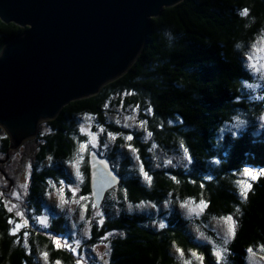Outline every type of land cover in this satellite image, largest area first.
<instances>
[{
    "label": "trees",
    "instance_id": "1",
    "mask_svg": "<svg viewBox=\"0 0 264 264\" xmlns=\"http://www.w3.org/2000/svg\"><path fill=\"white\" fill-rule=\"evenodd\" d=\"M245 9L247 15L241 16ZM23 30L0 21V50L5 39ZM263 32L264 0H182L164 8L151 19L147 42L122 76L96 95L66 105L55 119L39 124L33 137L39 145L27 206L39 213L46 188L51 189L50 183L59 177L66 178L63 163L77 156L83 158L81 192L88 197L84 209L90 214L94 203L87 158L94 150L109 160L120 179L106 192L100 207L94 208L102 209L106 218L100 227L92 224L86 239L90 245L100 237L117 235L111 240L106 264H183L182 259L193 252L203 257V264H218L215 245L220 240L207 227L211 219L224 222L228 216L235 221V235L225 244L224 262L247 264L249 248L264 261V176L251 182L247 199L236 188L244 168L264 169V92L246 91L252 83L246 69L247 46L263 41ZM86 117L91 118L86 119L91 124L89 142L81 150L78 146L83 142L77 141L83 135L77 127ZM129 120L135 122L127 127L121 122ZM42 126L48 134L40 133ZM0 133V157L8 160L16 149L2 128ZM181 143L188 148L191 163L186 158L169 163L167 157L183 150ZM141 163L151 177L150 184L141 173ZM117 199L133 208H125ZM185 200L196 205L203 200L207 207L186 216L174 211L165 217L164 227L162 223L155 227V208ZM4 203L0 197V264H39L44 252L48 262L76 264L52 238L66 231L64 209L47 228L27 226L12 235L9 221L14 215ZM191 215L198 218H188ZM26 216L30 218L31 212ZM81 262L91 264L83 258Z\"/></svg>",
    "mask_w": 264,
    "mask_h": 264
},
{
    "label": "water",
    "instance_id": "2",
    "mask_svg": "<svg viewBox=\"0 0 264 264\" xmlns=\"http://www.w3.org/2000/svg\"><path fill=\"white\" fill-rule=\"evenodd\" d=\"M182 0H0V21L21 29L0 50V128L11 148L37 134L66 105L122 76L147 42L150 21ZM96 208L119 176L91 150Z\"/></svg>",
    "mask_w": 264,
    "mask_h": 264
},
{
    "label": "rangeland",
    "instance_id": "3",
    "mask_svg": "<svg viewBox=\"0 0 264 264\" xmlns=\"http://www.w3.org/2000/svg\"><path fill=\"white\" fill-rule=\"evenodd\" d=\"M260 37L264 38V32L261 34ZM255 41L256 40H254L250 46H247L248 59L246 60V69L252 76L251 87H249L248 85L246 91L248 94L253 93V95L256 92H264V40L260 43L258 41ZM83 121L84 123L80 124V126L77 127L78 130H80V134L83 135V139L77 141L78 143L83 142L80 143L78 146V148L81 150L82 145H84L87 141L89 142V140H87V137L90 133L89 128L91 125L86 119ZM121 122L126 123V125H131L135 121L129 120L128 122ZM262 122L263 119L261 121H258L257 123L262 124ZM41 128L42 129H40V133L42 135L49 133L48 128L43 126ZM82 128L84 129L83 132L81 131ZM0 136H2L1 133ZM38 143L39 142L34 141L33 138H29L25 140V142H23V144L20 146V149H16L11 153L10 158H8V160H5L4 158L0 157V197H3V202H5L4 204L8 208L11 207L13 204L17 205V207L14 208L11 212L14 215V218H11V221L14 222L11 223V231L15 227L16 223L22 225L18 232L28 227L32 228L33 230L35 227H38L39 229L47 228V226L50 225L52 220L58 218L61 215V212L64 209L63 214L66 218V231L63 235H55L52 237L54 245L57 246L55 243L56 240L61 241L59 247L69 252L72 257L76 260V264H78V261H81V258L87 261H91V264H99L98 261H103V264H106V259L110 254L111 240L114 239L117 235L113 234L112 236L108 235L105 237H100L98 238V240L95 241V243L90 245L87 244L86 239L89 237V232L92 229L93 225L100 227L104 219L106 218V213L103 212L102 209L99 210L93 208V211L90 214H86L84 207L85 204L88 203V197L82 194V181H80V167H82L83 165L82 157L76 156L70 159V161H64V167L62 168V171L65 173L66 178L59 177L57 181L50 183L51 189L46 188L48 190L47 193L45 192L42 197L43 201L41 203V209L39 213L35 214V210L32 211L33 207L29 205L27 206L26 198L28 199L29 195L31 173L34 172L32 166L36 160L35 154L37 153L36 151L38 149ZM183 155V150L180 149L178 150V152H176V154L167 157L166 160L168 159L172 162L176 161L177 164L182 163L185 160V157H183ZM0 156H2L1 153ZM248 169H252L255 171L264 170L251 167H249ZM243 170L238 175V182L250 179L243 176ZM77 171H79L80 176L76 175ZM5 175L6 179L4 178ZM236 188L240 190L238 183L236 184ZM17 195L20 197L19 199H16ZM61 196H63L64 200H66L67 203H64L63 205L61 204ZM111 197H116V192H113L111 194ZM118 201L119 200L117 199V202ZM119 202H123V206L125 208H133L129 207L123 200H120ZM172 202L173 201H167L163 205L158 206V211L157 208H155V210L153 211L154 215L152 216V219H156V221L154 222L155 227L161 223L164 224L165 217L172 214L174 211H177L184 216L189 214L187 209L181 207L184 202H187L186 200L175 203L174 205L172 204ZM76 207L78 208L76 214L71 216L70 213L73 212L74 208ZM189 207L193 208L194 211L196 210V208L199 209L194 203L190 204ZM147 209L151 210L152 207H147ZM164 211H166V214H164L162 218L161 216H159V213ZM17 212L23 213V217L17 216ZM26 212H31L30 218L26 216ZM82 215L84 216V219H81ZM188 218L196 220V218H198V215H191ZM28 219L32 220H30L29 222ZM24 220L28 221V227L24 225ZM42 220L45 221L44 224L41 223ZM101 220L102 223L100 222ZM227 227L228 226L224 222H221L216 218L211 219L207 227L210 232L214 233L215 230L216 238L220 240V242L216 243L215 245V254L217 250H220L222 253V259L220 260L219 264H226L224 262V257H226V245L224 241L225 239H227ZM191 229L192 231H194V227H192ZM65 242H67V244H65ZM77 243L79 245L78 247ZM212 245L214 246V244ZM90 255L93 256L92 259H90ZM182 260L183 264L184 261H189L190 264H201L197 257H194L192 255H189L188 258H184ZM215 261H217V257ZM245 262L247 264H264V261L259 260L255 256V254L253 255L250 253L248 254ZM39 264H45L44 259H41V262H39ZM48 264L61 263L48 262ZM81 264L84 263L81 262Z\"/></svg>",
    "mask_w": 264,
    "mask_h": 264
},
{
    "label": "snow or ice",
    "instance_id": "4",
    "mask_svg": "<svg viewBox=\"0 0 264 264\" xmlns=\"http://www.w3.org/2000/svg\"><path fill=\"white\" fill-rule=\"evenodd\" d=\"M243 14L244 15H247V11L245 10L243 12ZM249 87H251V85H249ZM149 111H151V110H149ZM85 119H91V118L90 117H86ZM240 123L241 122H238L237 127L240 126ZM141 124L142 125H145L146 124V121L145 122H141ZM125 126L127 127L128 125H125ZM81 131L83 132L84 129L82 128ZM100 131H103V129H100ZM151 135H152L151 132H147V136L148 137H151ZM112 138H114V137H112ZM93 139H96V137L93 136ZM126 139L130 141V140L133 139V137L131 135H129V136L126 137ZM97 146H98V144H94L93 145V147H97ZM105 147H107V145H105ZM181 147L183 148L184 157L186 159H188L189 163H191V157L189 155L188 148L187 147H184L183 143H181ZM84 148H87V145L86 144L82 145V149H84ZM129 149L130 150H133L131 148V145H129ZM49 159H51V158H49ZM137 160L139 161V157L138 156H137ZM169 163H171V161H169ZM140 170H141V173L144 176V179L150 184L151 183V177L148 175V173L146 171H144V166H143L142 163L140 164ZM76 175L77 176H80L79 171H77ZM243 176L244 177H247V178H250L249 180H243V181H239L238 182L239 187H240V195L244 199H247L248 191H250L251 190V187H252L251 181H255V180L258 179V177L264 176V170L255 171V170H252V169L245 168L243 170ZM61 191H62V189H61ZM19 198L20 197L17 195L16 196V199H19ZM81 199H83V198H81ZM64 203H67V201L64 200L63 196H61V204L63 205ZM192 203H195V202H193V201L184 202L181 205V207L187 209L189 211V213L192 214L194 212V209L191 208V207H189V205L192 204ZM16 207H17V205L13 204L11 207L8 208V211L9 212H12V210L14 208H16ZM93 207L95 208L96 205L93 204ZM129 207H131V205H129ZM197 207L200 209V212L202 213L203 210L207 207V203L205 201L201 200L199 202V204L197 205ZM98 215H99V213H98ZM17 216L23 217V213L17 212ZM81 219H84V216L83 215L81 216ZM223 221L228 226L227 227V233H226L227 239H225V241H224L225 244H227L228 243V240L231 239V238H233L234 235H235V221H234L233 217H231V216H228L226 218H223ZM100 222L102 223V220ZM9 223L11 224V223H14V222L10 220ZM41 223L44 224L45 221L42 220ZM27 224H28V221L27 220H24V225L27 226ZM21 226H22L21 224L16 223L15 224V227L12 229L11 234L12 235H16L17 232H18V230L21 228ZM161 227H164V225L162 224ZM27 236H28V233L25 232L24 233V238H25V247L26 248L28 246L27 245ZM55 243H56L57 246H60L61 241L56 240ZM65 244H67V242H65ZM78 246L79 245L77 243V247ZM176 251L180 254L181 257H183L184 253H183V251L181 249L177 248ZM248 251H249L250 254H253L254 255L253 250L251 248H249ZM262 251H264V249H262ZM192 256L197 257V254L195 252H193L192 253ZM42 257H43V259L45 261V264H48V254H47V252L42 253ZM216 257H217V262L219 264L220 260L222 259V253H221L220 250H217L216 251ZM197 259H199L201 261V264H203V257H197ZM78 264H81V261H78ZM184 264H190V262L189 261H184Z\"/></svg>",
    "mask_w": 264,
    "mask_h": 264
},
{
    "label": "clouds",
    "instance_id": "5",
    "mask_svg": "<svg viewBox=\"0 0 264 264\" xmlns=\"http://www.w3.org/2000/svg\"><path fill=\"white\" fill-rule=\"evenodd\" d=\"M245 10L247 11V9H245ZM245 10H243V11L240 13L241 16H244L243 12H244ZM165 34L170 36V32H169V30L166 29V30H165ZM240 47H241V45L238 43V44L236 45V48L239 49ZM216 162L219 163V161H216Z\"/></svg>",
    "mask_w": 264,
    "mask_h": 264
}]
</instances>
